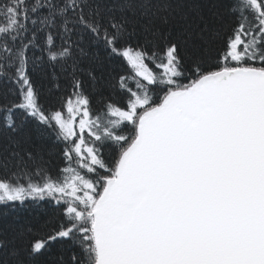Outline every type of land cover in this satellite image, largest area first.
I'll list each match as a JSON object with an SVG mask.
<instances>
[{"label":"snow or ice","instance_id":"snow-or-ice-1","mask_svg":"<svg viewBox=\"0 0 264 264\" xmlns=\"http://www.w3.org/2000/svg\"><path fill=\"white\" fill-rule=\"evenodd\" d=\"M0 264H264V0H0Z\"/></svg>","mask_w":264,"mask_h":264},{"label":"trees","instance_id":"trees-1","mask_svg":"<svg viewBox=\"0 0 264 264\" xmlns=\"http://www.w3.org/2000/svg\"><path fill=\"white\" fill-rule=\"evenodd\" d=\"M3 87H4L3 85H0V90H2Z\"/></svg>","mask_w":264,"mask_h":264}]
</instances>
